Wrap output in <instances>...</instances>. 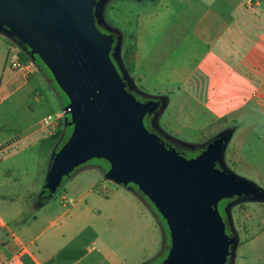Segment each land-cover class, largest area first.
I'll list each match as a JSON object with an SVG mask.
<instances>
[{
  "label": "crops",
  "instance_id": "1",
  "mask_svg": "<svg viewBox=\"0 0 264 264\" xmlns=\"http://www.w3.org/2000/svg\"><path fill=\"white\" fill-rule=\"evenodd\" d=\"M135 1L125 17L137 46L131 80L143 94L166 99L157 124L170 119L167 108H189L196 124L207 119L231 129V138L242 131L261 139L264 0ZM17 50L25 54L0 35V257L16 264H139L161 249L163 226L131 188L107 179L102 165L82 168L45 201L49 164L28 183L27 168L4 165L23 151L39 161L40 139L65 124L63 92L51 72L32 60L12 67ZM48 115L54 127L44 123Z\"/></svg>",
  "mask_w": 264,
  "mask_h": 264
},
{
  "label": "water",
  "instance_id": "2",
  "mask_svg": "<svg viewBox=\"0 0 264 264\" xmlns=\"http://www.w3.org/2000/svg\"><path fill=\"white\" fill-rule=\"evenodd\" d=\"M107 1L0 0V35L32 61L38 56L68 98L71 132L49 162L42 191L52 195L75 166L103 158L107 179L135 183L169 223L173 248L153 264H227L236 236L226 232L218 203L264 200V189L225 166L231 129L186 157L146 127L145 116L161 105L157 124L166 99L141 101L125 89L115 62L121 66V41L98 28L107 25Z\"/></svg>",
  "mask_w": 264,
  "mask_h": 264
},
{
  "label": "rangeland",
  "instance_id": "3",
  "mask_svg": "<svg viewBox=\"0 0 264 264\" xmlns=\"http://www.w3.org/2000/svg\"><path fill=\"white\" fill-rule=\"evenodd\" d=\"M133 2L136 1L108 0L103 10V17L106 24L117 32L119 40L121 41L118 61L123 69L124 65L122 63L121 54L126 46V35L124 34V31L126 29L129 33H134V24L131 21L130 24L128 23L131 27H127L125 17L129 16L130 10L133 8L130 4ZM5 39L8 40L7 38ZM8 42L11 43L12 48L17 49L18 46L16 44L10 42V40H8ZM37 63L40 64V62ZM41 66L50 72L49 68L45 64H41ZM128 75L132 78V73ZM200 95L204 98L203 96L205 94L200 93ZM180 98L188 99L189 94H182ZM63 102L65 104L68 103V98L65 93H63ZM186 107H188L187 103ZM194 111L192 110V113H190L191 109L189 108L181 110L177 108L174 110V108L172 109V107H169L167 108V115L168 117L170 116V119L166 118L162 124L157 125L169 138L183 143L187 142L192 144H203L217 132L219 133L222 129H224V127L220 124L213 125L210 124L209 121L206 123L207 119L205 122V119H203L200 123H194V117L192 116ZM177 113L178 117L181 113V117L180 119L178 118V120L176 119ZM51 118L54 119L53 116H51ZM7 127L8 126L6 125L5 130ZM63 127L65 128L67 126L64 124ZM258 131L262 135L261 139H259L257 137L258 135L255 133L247 134L245 132L242 133V131L238 134L235 133L233 138L230 136L224 149L223 159L225 166L229 170L260 186L264 183V124L258 127ZM49 159V155H43V157L38 161L31 155V153L23 151L20 155L10 158L9 161L4 163V165H7L9 162H13L20 168L23 167L24 170L27 168V172H25L26 175H22V177L24 178L23 180L28 183L33 181L34 178L42 176L40 174V170L45 166L47 167V164L50 162ZM91 164L107 166V163L104 160H92ZM126 185L131 188L137 199L141 200L144 205L149 206L158 216V219L161 221L163 226V242L165 244L170 236L166 233V227L164 221L161 219V213L157 211L155 206L148 201L147 196L140 191L139 188H135L130 183H127ZM260 187L263 188L264 186ZM220 201L219 204L221 205ZM226 210L233 226L234 235L236 236V241L234 242V245L231 246L229 263L264 264V200H257L254 198H233L227 203ZM164 244L155 254L151 255L152 252H150V255L141 260L139 264H153L151 262L161 261Z\"/></svg>",
  "mask_w": 264,
  "mask_h": 264
},
{
  "label": "trees",
  "instance_id": "4",
  "mask_svg": "<svg viewBox=\"0 0 264 264\" xmlns=\"http://www.w3.org/2000/svg\"><path fill=\"white\" fill-rule=\"evenodd\" d=\"M98 28L104 32L111 33L115 37V42L118 40L117 32H115V30H113L110 26H107L104 24H98ZM124 34L126 35V46H125V48L121 54V59H122L123 65H124V70L121 66H119L117 61H115V62H116V66L118 68V71L123 78L125 89L128 92L134 94V96L138 100H141V101L161 99V97H158V96H148L146 94H143L139 90H137V88L134 86V84H133V82H132V80L128 74H131L133 72L134 66H135V53L137 50L136 36L134 33L131 34L129 32H126ZM16 55H17L18 61L21 63H25V62L31 60L30 57L26 56L20 50H17ZM35 62H40V65L44 64L38 56H36ZM160 107H161V105L156 110H154L151 114L145 116L144 124L146 125V127L150 131L156 133L166 144L174 147L176 149V151H178L180 154H183L186 157H192L195 154L199 153L200 150L202 148H204V146L208 142H210L211 140H213L215 137H217L220 134V132L219 133L217 132L214 136H212L210 139L205 141L203 144H194V143L192 144V143H187V142L183 143L181 141L169 138L161 130V128H159V126L154 123V116L159 111ZM63 126H64L63 121H59L58 125L55 127V129L50 134H48L47 136L40 139L39 150H40L42 155H44V156L49 155L50 164L54 158L55 153L57 152L59 147L63 144V142L67 139V137L69 136V134L71 132V126H69V127L67 126L65 128ZM92 160H104L107 163V166L102 165V169L104 171H106L109 168L108 162L103 158H93V159H90L87 161H83L80 164H78L77 166H75L67 175H65L63 177L61 183L58 185V187L56 188V190L53 192L52 195L56 194L59 191V189L62 187L63 183H65L72 175H74L76 172H78L82 168L86 167L87 165L91 164ZM130 184L133 185L135 188H139L133 182H130ZM140 191H142V190L140 189ZM52 195H48L47 192L42 191L41 192V201H45L46 199H48ZM240 197H244V196H240ZM147 198H148V201L155 206L157 211H159L161 213V215H162L161 219L165 223L166 233L169 234V236H170L169 239L164 244V247H163V255L161 258V260H163L164 258H166L170 254V252L173 248L174 243H173V237L171 234V229H170L168 221L166 220V218L164 217L162 212L159 210V208L155 205V203L148 196H147ZM235 198H238V197H235ZM228 200H230V199L229 198L222 199L220 201L221 205L218 203V208H219L220 214L224 220L226 232L229 235L234 236L233 226L231 224V221H230L229 216H228V212L226 210V205L228 203L227 202ZM231 246H232V244L230 245V250H231ZM156 262H158V261H153L151 263H156ZM228 264H230V263H228Z\"/></svg>",
  "mask_w": 264,
  "mask_h": 264
},
{
  "label": "built area",
  "instance_id": "5",
  "mask_svg": "<svg viewBox=\"0 0 264 264\" xmlns=\"http://www.w3.org/2000/svg\"><path fill=\"white\" fill-rule=\"evenodd\" d=\"M248 2H252V0H248ZM11 42V41H10ZM18 48H20L18 46ZM21 49V48H20ZM10 65L12 67H15V68H19V67H23L24 64L19 62L18 60H13L11 61ZM44 123L45 124H48V125H51L52 127H54V119L51 118L50 115H48L45 119H44ZM0 264H16L14 261L10 260V259H7V258H4V257H0Z\"/></svg>",
  "mask_w": 264,
  "mask_h": 264
},
{
  "label": "flooded vegetation",
  "instance_id": "6",
  "mask_svg": "<svg viewBox=\"0 0 264 264\" xmlns=\"http://www.w3.org/2000/svg\"><path fill=\"white\" fill-rule=\"evenodd\" d=\"M107 33V32H106ZM116 36V35H115ZM236 196H233V197H231V198H229L230 200L231 199H233V198H235ZM230 200H228L227 202H229ZM229 261H230V254H228V258H227V264L229 263Z\"/></svg>",
  "mask_w": 264,
  "mask_h": 264
}]
</instances>
